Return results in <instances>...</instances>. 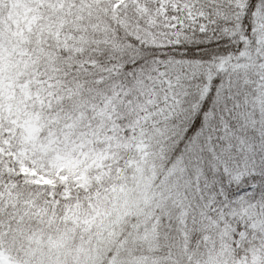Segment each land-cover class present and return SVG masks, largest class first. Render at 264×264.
Listing matches in <instances>:
<instances>
[{
    "label": "snow or ice",
    "instance_id": "6c2138e0",
    "mask_svg": "<svg viewBox=\"0 0 264 264\" xmlns=\"http://www.w3.org/2000/svg\"><path fill=\"white\" fill-rule=\"evenodd\" d=\"M0 264H264V0H0Z\"/></svg>",
    "mask_w": 264,
    "mask_h": 264
}]
</instances>
